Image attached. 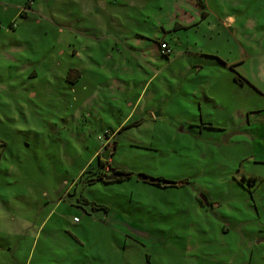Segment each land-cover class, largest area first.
<instances>
[{
  "label": "rangeland",
  "instance_id": "rangeland-1",
  "mask_svg": "<svg viewBox=\"0 0 264 264\" xmlns=\"http://www.w3.org/2000/svg\"><path fill=\"white\" fill-rule=\"evenodd\" d=\"M203 2L0 0V264H264V0Z\"/></svg>",
  "mask_w": 264,
  "mask_h": 264
},
{
  "label": "trees",
  "instance_id": "trees-1",
  "mask_svg": "<svg viewBox=\"0 0 264 264\" xmlns=\"http://www.w3.org/2000/svg\"><path fill=\"white\" fill-rule=\"evenodd\" d=\"M197 2L199 3V4H203L204 2H203V0H197ZM164 42H166V41H164ZM164 42H162V43H164ZM162 43H159L160 45H159V48L161 47V44ZM166 43H168V42H166ZM168 45L170 46V44L168 43ZM171 47V46H170ZM172 53H173V49H172ZM172 53H170V54H163L162 53V55L163 56H169V55H171ZM69 77H70V75H69ZM235 79H237L238 81H240L241 83H243L244 82V80H241V79H239V77H237V76H235ZM77 80H78V78L77 77H75V79L74 80H71L70 82H72V83H76L77 82ZM125 128V126L123 127V129ZM100 162H102V163H100L103 167L105 166V161H101V160H99ZM106 168V167H105ZM110 168H111V170L112 171H114V172H116V173H122V175L121 176H119V177H117V178H115L114 179V181H116V180H118V181H123L124 179H128V178H131L132 177V175H133V173L132 172H130V171H128V170H126V169H122V168H112L111 166H110ZM105 176H106V174H105ZM105 176H104V178L102 177V175H99L98 176V178H93V181H97V179H106L105 178ZM161 177V176H160ZM162 178V177H161ZM111 180V179H110ZM188 180H186V179H182V180H179V181H177L176 183V186H182V185H184L186 182H187ZM144 182H147V181H144ZM92 184V183H91ZM156 185H160V184H156ZM161 186H163V185H161ZM81 198V197H80ZM86 201H88V200H86ZM86 203V202H85ZM84 205H86V204H84ZM95 206L93 205V208H94ZM96 209H103V210H105V211H109V208L107 207V206H102V207H96ZM94 210H95V208H94Z\"/></svg>",
  "mask_w": 264,
  "mask_h": 264
},
{
  "label": "water",
  "instance_id": "water-1",
  "mask_svg": "<svg viewBox=\"0 0 264 264\" xmlns=\"http://www.w3.org/2000/svg\"><path fill=\"white\" fill-rule=\"evenodd\" d=\"M155 115L158 116V112H156ZM234 134H236V132L231 133L227 137H230V136H232ZM106 155L107 154H105V156ZM121 175H122V173H116V172L113 171L111 174L106 175L105 178H106V180H110V179H115V178H117V177H119ZM138 179L139 180H143V181H147V182L152 183V184H160V185H163V186H175L177 184L176 183L177 181L164 179V178H161V177L149 176L146 173H139L138 174ZM200 197H202L206 201V197H205L204 194H201Z\"/></svg>",
  "mask_w": 264,
  "mask_h": 264
},
{
  "label": "crops",
  "instance_id": "crops-1",
  "mask_svg": "<svg viewBox=\"0 0 264 264\" xmlns=\"http://www.w3.org/2000/svg\"><path fill=\"white\" fill-rule=\"evenodd\" d=\"M155 114H156V112H155ZM155 114H154V116H156ZM212 126H214V125H212ZM236 133H237V132H236ZM244 176H245V179H248V180H251V179L255 180V179H256V177H253L252 175H250V176H248V177H247L246 175H244ZM254 178H255V179H254ZM205 197H206V201H205L202 197H201V198H202V200H203L204 203H208V200H209L208 195L205 196ZM214 203H215V202H214ZM77 207L80 208V206H77ZM93 210H94V209H93ZM94 211H95V210H94ZM108 214H109V213H108ZM75 217H77V216H76V215L74 216V218H73V221H74V222L72 221V223H81V222H82V218H80L79 220L76 221V220H75ZM44 224H45V221H44L43 223L40 224V227H42ZM46 225H47V224H46ZM46 225H45V227H46ZM44 229H45V228H44ZM44 229H43L42 231H44ZM72 231H73V229H72ZM72 231H71V232H72ZM77 238L81 240V238H80L78 235H77ZM82 242H83V241H82Z\"/></svg>",
  "mask_w": 264,
  "mask_h": 264
},
{
  "label": "built area",
  "instance_id": "built-area-1",
  "mask_svg": "<svg viewBox=\"0 0 264 264\" xmlns=\"http://www.w3.org/2000/svg\"><path fill=\"white\" fill-rule=\"evenodd\" d=\"M160 50L163 54H170L172 53V48L168 45V43L164 42L161 44ZM75 220L77 221L78 218H75Z\"/></svg>",
  "mask_w": 264,
  "mask_h": 264
},
{
  "label": "flooded vegetation",
  "instance_id": "flooded-vegetation-1",
  "mask_svg": "<svg viewBox=\"0 0 264 264\" xmlns=\"http://www.w3.org/2000/svg\"><path fill=\"white\" fill-rule=\"evenodd\" d=\"M111 171V173L113 172L112 170H110ZM176 186V185H175Z\"/></svg>",
  "mask_w": 264,
  "mask_h": 264
}]
</instances>
